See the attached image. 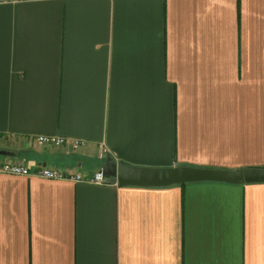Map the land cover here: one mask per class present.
<instances>
[{"label":"crops","instance_id":"1","mask_svg":"<svg viewBox=\"0 0 264 264\" xmlns=\"http://www.w3.org/2000/svg\"><path fill=\"white\" fill-rule=\"evenodd\" d=\"M0 149L82 178L264 167V0H0ZM0 264H264V182L0 173Z\"/></svg>","mask_w":264,"mask_h":264},{"label":"water","instance_id":"2","mask_svg":"<svg viewBox=\"0 0 264 264\" xmlns=\"http://www.w3.org/2000/svg\"><path fill=\"white\" fill-rule=\"evenodd\" d=\"M0 156L11 157L16 153L0 149ZM104 182H117L119 185L143 187H165L174 184L196 181H220L227 183L264 182V167H249L241 170H222L194 166H174L166 168L137 167L115 162L107 157L100 169Z\"/></svg>","mask_w":264,"mask_h":264},{"label":"built area","instance_id":"3","mask_svg":"<svg viewBox=\"0 0 264 264\" xmlns=\"http://www.w3.org/2000/svg\"><path fill=\"white\" fill-rule=\"evenodd\" d=\"M35 142L39 146L51 145L59 147L66 145L71 150H77L80 146L85 144L84 140L79 139H66L62 136L40 134L36 136ZM108 154L107 149L101 144L98 152L99 158H104ZM0 173L29 176L31 174L43 179L49 180H65L71 179L76 182L86 181L94 184H103L104 177L101 171H95L91 178H82L80 174H71L68 170H61L56 167H41L36 172H30V169L26 163L20 161H12L8 157H5L0 161Z\"/></svg>","mask_w":264,"mask_h":264},{"label":"trees","instance_id":"4","mask_svg":"<svg viewBox=\"0 0 264 264\" xmlns=\"http://www.w3.org/2000/svg\"><path fill=\"white\" fill-rule=\"evenodd\" d=\"M181 184H184V183H181Z\"/></svg>","mask_w":264,"mask_h":264}]
</instances>
